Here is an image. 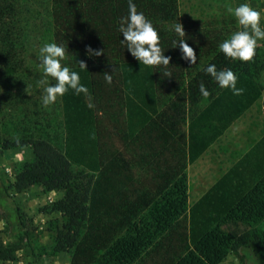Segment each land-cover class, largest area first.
<instances>
[{"label":"trees","instance_id":"obj_1","mask_svg":"<svg viewBox=\"0 0 264 264\" xmlns=\"http://www.w3.org/2000/svg\"><path fill=\"white\" fill-rule=\"evenodd\" d=\"M134 2L158 28L169 65L146 66L121 44L128 0H49L53 42L63 44L65 63L80 71L88 93L58 97V144L47 136V116L42 135L25 134L24 126L16 139L0 136L3 149L31 147L13 186L20 192L41 183L65 192L51 210L63 217L54 249L70 253L69 264H221L241 243L228 225L264 220V135L191 204L188 167L262 95L264 60L258 46L251 61L220 51L239 29L182 23L197 55L191 65L173 43L179 0ZM32 16L30 0H0V126L6 99H27L40 79L28 71ZM88 46L103 52L89 56ZM209 63L231 68L243 92L220 87L202 70ZM16 250L0 242V260L15 259Z\"/></svg>","mask_w":264,"mask_h":264},{"label":"rangeland","instance_id":"obj_2","mask_svg":"<svg viewBox=\"0 0 264 264\" xmlns=\"http://www.w3.org/2000/svg\"><path fill=\"white\" fill-rule=\"evenodd\" d=\"M244 2L246 0H179L180 21L185 25L203 29L213 27L221 31H235L241 26L227 9ZM247 2L261 10V24L264 25V0ZM30 5L34 31L29 47L31 65L28 71L42 75L38 59L39 49L44 43L53 42L49 0H30ZM258 47L264 60V40L258 41ZM40 75L39 81L42 79ZM262 81L264 83V71ZM54 82L49 80V83ZM43 94V87L38 83L33 91L26 92L27 99H22L16 104L13 98L6 99L8 116L0 126V136L16 139L22 134L24 126L26 131L23 133L36 132L35 134L42 135V121L44 122V116H47V136L58 144L61 137L59 123L62 117L58 98L54 104L46 107L42 103ZM36 120L38 127L33 126V121ZM263 135L264 89L252 108L224 132L201 157L189 165L188 203L191 204L202 195ZM31 159L29 145L3 149L0 142V242L17 248L15 259L0 260V264H69L71 254L54 249L55 234L63 217L58 211L51 210L53 202L63 197L65 192L60 189L45 190L41 183L20 192L13 186L17 171ZM2 186L8 187L10 197L3 194ZM16 208L19 209L17 214L14 210ZM18 214L23 224L19 223ZM227 228L240 238L241 243L238 250H231L221 264H252L246 252L252 253L257 264H264V220L253 224L231 223ZM36 257L39 261H36Z\"/></svg>","mask_w":264,"mask_h":264},{"label":"clouds","instance_id":"obj_3","mask_svg":"<svg viewBox=\"0 0 264 264\" xmlns=\"http://www.w3.org/2000/svg\"><path fill=\"white\" fill-rule=\"evenodd\" d=\"M227 11L233 15L241 28L218 45L226 57L233 60L251 61L256 54L259 40H264V25L261 24V10L251 6L249 2L240 3L229 7ZM119 32L123 35L121 44L125 46L134 58L146 66H167L171 56L165 55L161 46V36L158 28L154 25L143 11L137 9L134 0H128V12L120 18ZM176 34L175 47H179L181 59L189 64L197 63V55L192 46L185 39V29L182 23L172 26ZM103 50L87 47L86 54L89 56H100ZM39 62L43 72V78L38 82L43 85L42 103L44 106L54 104L58 97H62L69 90L76 94L88 93V88L81 82L80 71L70 67L66 60V49L63 44L47 42L39 49ZM79 69H87L84 61H79ZM210 75L222 88H227L234 95H240L242 88L237 87L238 75L231 69H217L214 63H209L202 69ZM54 79L55 83H49L48 78ZM105 79L112 82V76L107 75ZM202 96L207 97L210 93L206 86L201 83L199 87ZM91 107V105H89Z\"/></svg>","mask_w":264,"mask_h":264},{"label":"crops","instance_id":"obj_4","mask_svg":"<svg viewBox=\"0 0 264 264\" xmlns=\"http://www.w3.org/2000/svg\"><path fill=\"white\" fill-rule=\"evenodd\" d=\"M252 106H253V105H252ZM252 106H251L249 109H251ZM249 109H247L245 113H247V111H249ZM245 113H244V114H245ZM244 114H243V115H244ZM238 119H239V118H238ZM238 119H237V120H238ZM237 120H236V121H237ZM236 121H234V122L228 127V129H229V128H230V127H231ZM228 129H227V130H228ZM227 130H226V131H227ZM226 131H225V132H226ZM259 139H260V138H258L257 140H255V142H257ZM249 148H250V147H249ZM247 150H248V149H247ZM247 150H245V151H247ZM245 151H244V152H245ZM238 158H239V157H238ZM238 158H237V159H238ZM237 159H236V160H237ZM236 160H235V161H236ZM235 161H234V162H235ZM234 162H233V163H234ZM233 163H232V164H233ZM232 164H231V165H232ZM231 165H230V166H231ZM230 166H229V167H230ZM229 167H228V168H229ZM228 168H227V169H228ZM227 169H226V170H227Z\"/></svg>","mask_w":264,"mask_h":264}]
</instances>
